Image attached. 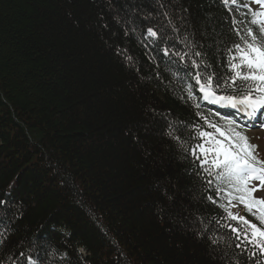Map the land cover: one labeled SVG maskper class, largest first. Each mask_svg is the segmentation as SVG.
Returning <instances> with one entry per match:
<instances>
[{"label":"trees","instance_id":"16d2710c","mask_svg":"<svg viewBox=\"0 0 264 264\" xmlns=\"http://www.w3.org/2000/svg\"><path fill=\"white\" fill-rule=\"evenodd\" d=\"M252 19L224 0H0V264H264L232 231L239 193L192 154L237 130L198 88L253 89L229 66Z\"/></svg>","mask_w":264,"mask_h":264},{"label":"snow or ice","instance_id":"6c2138e0","mask_svg":"<svg viewBox=\"0 0 264 264\" xmlns=\"http://www.w3.org/2000/svg\"><path fill=\"white\" fill-rule=\"evenodd\" d=\"M254 2L264 7V0H254ZM225 3L227 5L229 0H225ZM231 3L236 4V0H231ZM240 7L248 8L249 13L255 17L249 23L256 27L255 30L252 27L246 29L245 35L250 37V39L241 36L243 47L241 44L235 45L236 51L239 53V62H236L237 56L234 55L229 65L234 70L231 81L232 84H235L237 78L241 81H259L261 84L255 86V91L264 92V86H262L264 85V11H253L248 4L237 5V11H239ZM149 33L153 36L156 35L151 29H149ZM195 79L199 81L200 76L197 75ZM226 83L220 79L216 80L217 87H221ZM211 84L212 76L209 75L201 88L205 92V99L214 100L216 103L227 102L233 108L243 105L244 107L240 110L244 113L246 121H248L244 126L264 128V96H258L255 99L250 95H245L242 99H236L233 96H217L214 91L210 90ZM210 127L215 128L216 126L210 125ZM231 135L237 139L231 147H225L221 141L212 139L210 133L202 131L199 136L209 138L205 143L215 144L216 147H205V144H197L196 148L192 149V154L196 155V149H199L204 156L201 163L209 164L210 162L211 165L205 171L212 175L214 169H219L215 173L216 179L234 186L236 192L239 193L235 199L245 206L249 214L261 224H264V198L258 199L254 196L256 191L264 187V167L259 166L262 162L253 155L258 146L252 145L248 137L241 132L233 130ZM209 152L215 153L211 161H209L208 157ZM196 158L200 159V156L197 155ZM250 178L261 181V184L256 187H249L248 181ZM208 183L210 184L211 181ZM213 192H215V189H213ZM209 199H212V197H209ZM213 202L215 203V201ZM228 215L230 219L244 225V228L239 226L232 228V231L236 232L238 236L247 237L249 231H251L253 239L257 236L264 237V228L258 227L257 224L250 222L239 214L230 212Z\"/></svg>","mask_w":264,"mask_h":264},{"label":"rangeland","instance_id":"374dc122","mask_svg":"<svg viewBox=\"0 0 264 264\" xmlns=\"http://www.w3.org/2000/svg\"><path fill=\"white\" fill-rule=\"evenodd\" d=\"M238 2H240V1H238ZM255 10L257 12L264 11V7H262L261 5H258V6L256 5ZM149 35L151 37L153 36L150 33H149ZM201 94H202L203 99L206 102H208V99H205V92L201 90ZM212 101H214V100H212ZM214 103H216V102L214 101ZM244 135H246L248 137L249 142L252 145L258 146L256 148V151L254 152V154L258 157V160H260L262 162V165L260 167H264V128H255L253 130L246 128ZM253 181H254L255 187L259 186L261 184V181H259V180L253 179ZM257 196H258V198H264V187H261L257 191ZM233 213L239 214L241 216V212L238 211L236 208H233Z\"/></svg>","mask_w":264,"mask_h":264},{"label":"bare ground","instance_id":"6f19581e","mask_svg":"<svg viewBox=\"0 0 264 264\" xmlns=\"http://www.w3.org/2000/svg\"><path fill=\"white\" fill-rule=\"evenodd\" d=\"M229 1H230V0H229ZM238 1H240V0H238ZM238 1H236V2L238 3ZM148 32H149V31H148ZM148 32H147V33H148ZM201 88H202V86L199 85L198 93L200 94L201 98L203 99L202 94H201ZM203 102H204V103H203L204 107H206L207 102H206L204 99H203ZM216 109H217V108H215V107L212 108V110H216ZM30 261H31V259H30Z\"/></svg>","mask_w":264,"mask_h":264}]
</instances>
